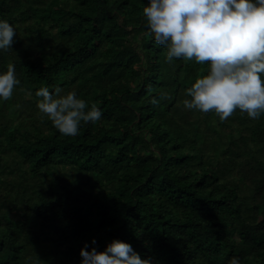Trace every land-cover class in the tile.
<instances>
[{
    "label": "trees",
    "instance_id": "obj_1",
    "mask_svg": "<svg viewBox=\"0 0 264 264\" xmlns=\"http://www.w3.org/2000/svg\"><path fill=\"white\" fill-rule=\"evenodd\" d=\"M149 0H0L17 28L0 50L21 84L0 100V264H79L96 237L159 264H264V114L187 109L207 63L155 42ZM75 89L103 110L76 136L36 89Z\"/></svg>",
    "mask_w": 264,
    "mask_h": 264
},
{
    "label": "clouds",
    "instance_id": "obj_2",
    "mask_svg": "<svg viewBox=\"0 0 264 264\" xmlns=\"http://www.w3.org/2000/svg\"><path fill=\"white\" fill-rule=\"evenodd\" d=\"M146 27L166 48L168 61L180 58L207 63L183 104L187 109L214 111L221 121L237 109L257 119L264 114V0H149L143 7ZM16 26L0 18V50L12 48ZM21 84L15 64L0 71V100H8ZM37 108L65 136H76L82 122L102 119L103 110L62 87L41 86ZM96 237L80 248L79 264H159L143 257L131 241L112 238L100 249ZM229 264H242L232 257Z\"/></svg>",
    "mask_w": 264,
    "mask_h": 264
}]
</instances>
